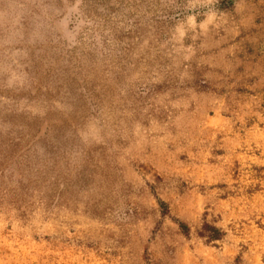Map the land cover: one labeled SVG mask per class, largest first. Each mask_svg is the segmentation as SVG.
<instances>
[{"label": "rangeland", "instance_id": "1", "mask_svg": "<svg viewBox=\"0 0 264 264\" xmlns=\"http://www.w3.org/2000/svg\"><path fill=\"white\" fill-rule=\"evenodd\" d=\"M0 264H264V0H0Z\"/></svg>", "mask_w": 264, "mask_h": 264}, {"label": "trees", "instance_id": "2", "mask_svg": "<svg viewBox=\"0 0 264 264\" xmlns=\"http://www.w3.org/2000/svg\"><path fill=\"white\" fill-rule=\"evenodd\" d=\"M180 228L182 229L183 232H186L187 231V226L185 224H180ZM202 230L205 232H207V236L205 234H200L202 236H206V238L208 240H216V239H220L221 238V231L214 227V226H211V225H208V224H205L203 227H202Z\"/></svg>", "mask_w": 264, "mask_h": 264}]
</instances>
